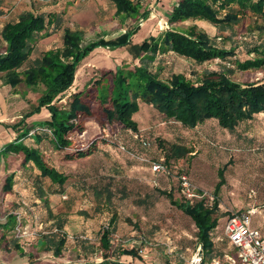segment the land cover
<instances>
[{
    "label": "rangeland",
    "instance_id": "rangeland-1",
    "mask_svg": "<svg viewBox=\"0 0 264 264\" xmlns=\"http://www.w3.org/2000/svg\"><path fill=\"white\" fill-rule=\"evenodd\" d=\"M172 1L145 0L150 10L149 18L154 17L149 21V26L147 23L145 27H139L134 34L136 37L133 35L132 38L141 42L149 34H154L156 29L158 32L167 30L170 24L166 17L174 5H171ZM59 2L60 0H0V28L7 22L17 20L23 12L47 13L55 10L64 12L71 29L82 30L84 41L94 40L106 33L118 34L122 25L135 26L134 20L137 24L135 17L123 20L122 17L112 15V8L107 0H84L83 4L78 3L76 6H61ZM116 21L120 22L118 27ZM249 22L245 18L243 23L225 33L228 38L230 36V44H226L227 41L220 43V46L225 44L227 48L231 45L239 47L237 55L240 60L252 58L247 50L258 42L264 45V34L260 35L257 29L261 21L248 25ZM192 25L204 28L210 35L214 32L211 26L198 23V20L176 23L172 28L185 32ZM60 36L61 32H56L47 38L48 41H39L32 58H37L45 49L58 44ZM104 37L106 39L107 36ZM3 46L0 40V52ZM98 50L91 58L94 59L92 62L105 66L103 71L92 69L86 72V68L82 66L74 77L72 88L81 87L89 100L92 116L80 120L85 131L72 136V139L75 148H85L95 140L101 149L89 158L59 163L60 169L65 171L68 178L65 192L52 196L51 200L47 197L46 204L36 197L25 200V205L21 202L14 203L9 208L0 203L1 249L11 254L14 261L28 256L31 260L29 264H182V260L190 258L195 251L197 230L192 221L159 192L170 191L180 201L176 174L186 172L196 192L202 195L207 206H211L214 186L219 180L218 169L224 170V185L218 195L217 236L223 232L225 220L231 213L243 212L251 207L256 210L252 216V225L264 231V114H257L250 122L240 124L234 134L220 128L215 120H208L197 128L188 130L164 119L152 107L147 110L142 108L140 117L135 116L139 129L137 134L118 124H108L96 110L97 92L92 80L99 78L105 68H108L106 66L111 67L112 63L119 62L118 66L132 67L138 64V60L132 57L128 47ZM223 67L233 70L227 71L228 75L238 83L264 81V70L239 71L218 60L197 65L172 53L157 56L151 65L152 70L158 72L164 80L172 74L181 73L192 81L205 71H221ZM5 80V77L0 78V93L3 96L16 99L18 103L23 101L25 104L26 101L31 109L36 106L35 101H32L34 98L38 99L42 87L29 88L22 81L11 86L13 81L6 84ZM22 95L29 97H22L23 100ZM66 95L64 93L62 99L55 103L67 107L70 97L63 101ZM0 104L2 110L1 106L4 104ZM18 108L19 111L22 110ZM101 126L105 127V133ZM141 140L148 141L149 146L143 147ZM171 143L192 148L194 152L170 162L168 171L165 172L169 175L153 174L150 164L138 159L159 161L164 156L163 150ZM118 146H123L125 151H121ZM42 186L47 188L43 183ZM251 192L252 196L249 197ZM1 197L0 194V202ZM47 208L53 214L62 215L65 221V226L58 235L54 221L47 218ZM13 211L17 213H10ZM82 211L86 214L81 215ZM9 216H13L14 221L8 222ZM111 218L114 219L110 236L112 251L117 253L119 249L132 248L136 253L135 257L114 254L107 259L102 258L99 235L108 227ZM62 235L66 237L65 245L59 255H54L44 238L49 237L47 241L57 242ZM1 249L0 261H3L5 254ZM228 251L225 240L215 241L213 252L204 255L207 258H221L222 252ZM228 253L234 255V252Z\"/></svg>",
    "mask_w": 264,
    "mask_h": 264
},
{
    "label": "trees",
    "instance_id": "trees-1",
    "mask_svg": "<svg viewBox=\"0 0 264 264\" xmlns=\"http://www.w3.org/2000/svg\"><path fill=\"white\" fill-rule=\"evenodd\" d=\"M107 1L114 10V15L122 17L123 20L135 17L138 23V19L146 20L149 17L145 0ZM79 3L83 4L84 0H79ZM245 18L250 20L248 25L261 21L257 29L258 33L263 35L264 0H178L167 16L168 24L190 20L204 21L215 28V34L210 36L204 29L192 25L185 32L170 29L157 36H149L136 44L131 42V38L139 30L138 24L126 26L125 31L113 39L106 40L102 35L94 40L84 41L82 30L71 29L64 12L60 11L47 13L27 11L21 13L17 20L5 23L0 28V40L4 45L0 52V78L5 77L6 84H11L10 80L13 81L11 86L17 81H22L29 88L36 86L43 88L36 106L10 127L19 131L18 127H25V120L38 113L41 108H45L50 114V118L40 126L28 129L26 133L22 131L17 134L15 140L3 149L22 153L23 163L31 161L40 172L41 179H36L33 183L35 186L33 197L46 204L49 195L64 194L68 178L66 174L50 166L39 150L24 145L22 142L24 137H35L36 142L46 139L56 151L60 154L62 152L65 161L89 158L98 151V143L95 140L85 148L73 147L72 136L85 131V126L80 120L92 116L89 100L86 99L84 92L73 93L67 107L55 103L61 100V96L72 86L83 59L98 48L115 50L128 47L132 57L138 60V64L132 67L125 65L105 70L93 81L97 92L96 110L104 116L108 124H118L135 134L139 133L138 125L132 118L138 111L139 102L150 105L164 119L188 130L197 128L208 120H215L220 128L234 134L240 124L250 122L257 114H264V81L238 83L228 75L227 71L233 70L226 67L221 71H205L196 77L195 81L181 73L172 74L164 80L151 68L157 56L172 53L197 65L218 60L239 71H263L264 45L261 42L247 50L253 57L245 60L238 59L239 47L231 45L227 48L225 44L220 46L222 41L230 44V36L228 38L225 33L243 23ZM56 32H61V46L32 58L38 42ZM100 128L105 133V127ZM142 142L146 143V146ZM141 145L147 147L149 142L141 140ZM167 147L163 150L164 156L161 158L167 171L170 162L194 152L192 148L176 143L168 144ZM217 175L219 180L214 186L211 206H207L202 198L189 203L182 197L180 201L176 200L170 191L159 192L192 221L197 230L196 246H201L205 260L214 258H207L205 255L213 252L215 241L225 240L229 247L228 252H234L223 232L217 236L219 220L216 213L219 205L218 195L224 185V170L218 169ZM11 179L7 177L5 183L10 184ZM44 179H47V182H44ZM42 183L47 185V188L42 186ZM20 202L25 205L23 198L19 200ZM80 214L85 215L86 212L82 211ZM47 218L54 221L58 235L65 226L62 215L53 214L47 208ZM9 221H14V217L9 216ZM113 222L114 219L111 218L108 227L99 235L102 258L107 259L114 254L135 257L136 253L132 248L119 249L117 253L112 251L110 236ZM48 238H44V241L51 246L54 255H59L66 237L62 235L57 242L54 240L49 242ZM228 252H222V256Z\"/></svg>",
    "mask_w": 264,
    "mask_h": 264
},
{
    "label": "crops",
    "instance_id": "crops-1",
    "mask_svg": "<svg viewBox=\"0 0 264 264\" xmlns=\"http://www.w3.org/2000/svg\"><path fill=\"white\" fill-rule=\"evenodd\" d=\"M72 1H74V2H72ZM175 1L176 0H173L171 2V5H172V3H174V5H175L177 3ZM78 3H79V0H60V2H59V4H61V6L65 5V4H71V5L76 6ZM160 5H162V2L160 3ZM145 8L149 10V8L146 5H145ZM55 11L58 12V10H55ZM149 12H150V10H149ZM170 12H171V10H169V13ZM112 15H114V10H112ZM153 17L154 16H152L150 18L148 17L141 27H145L147 25V23H148L147 26H149V21ZM112 21H115V20L113 19ZM166 21H167V17H166ZM198 23H202V24L211 26L210 24H208L207 22H204V21H198ZM115 24L118 27L120 25V22L116 21ZM135 24H136V22H135ZM122 26L123 27L120 26L121 28H119L120 32H118V34H115V33H114L115 35L113 33L104 34L105 36H107L106 40L113 39V38L117 37L118 35H120L121 33H123L125 31L126 26H124V25H122ZM79 27L82 28V26H79ZM199 28H201V27H199ZM212 28L214 29V32L211 35L204 28H202V29H204L210 36H213L215 34V28L214 27H212ZM170 29H173L171 24L167 30H170ZM165 31L166 30H163V32H165ZM163 32L162 31L158 32L156 29L155 33L149 34L148 37L149 36H157ZM109 34H113V35H109ZM134 36L136 37V35H134ZM50 37H47V38H50ZM47 38L42 39L40 41L41 42L48 41ZM134 39L135 38H131V41L133 44L140 42V40H136V39L134 40ZM60 46H61V41L58 44L53 45V46L45 49L44 51H47L51 48H57ZM98 49L94 50L88 57L83 59V61L79 65L77 71L82 66L86 68V70H85L86 72H88L92 69L95 71H97V70L101 71L102 68L105 67L104 65L102 66L99 63L92 62V61H94V59H92L91 56L95 51H99ZM118 65H119V62L116 64L112 63L111 67L106 66L108 68H105V70H113ZM77 71H76V73H77ZM96 79L97 78H93L92 81H94ZM88 80H86V83ZM5 91H7V90H5ZM79 91H81V87L80 88H72V86H71L65 92V93H67V95L65 97V100L63 99V101H66V99H68V97H70L73 93L79 92ZM0 97H1L0 102H3V104H4V106H1L2 110H0V194L2 196L0 203L3 207L9 208L14 203L18 204L19 200H21L22 198L24 200H28V201L30 200V198H34L33 197V194H34L33 191H34L35 186L33 185V183L36 179H41V177H40V172L36 169V167L34 166V164L31 161L23 163V157L24 156L22 153H13L10 151H4L3 149L7 144H9L15 140L17 134H19L22 131L26 133V132H28V129H31V128L36 127V126H40V124L42 122H44L45 120L50 118V114L45 108H41L40 113L33 114L25 120V127L24 126L18 127L19 131L14 130L13 128L10 127L11 125H13L15 123L13 121H19L21 119V117L26 112L30 111L31 110L30 104L28 102L26 103V101H25V104L23 101H21V103H18V102H16V99H12V98H9L7 96H3L1 93H0ZM22 97L24 99H26V97H29V96L25 97L24 95H22L21 98ZM30 99L32 100V98H30ZM35 99L36 98H34V100L32 102L35 101V103L37 104V100H35ZM64 103H66V102H64ZM18 107H20V109H22V110L19 111ZM148 107H151V106L147 105L145 103L139 102L138 103V111H137V113L133 114L132 118L135 119V116L140 117L141 109L143 108L144 110H147ZM7 123H9V124H7ZM35 140H36L35 137L26 136L22 139V142L27 147L39 150L40 154L43 155L45 161L50 166L56 168L57 170H59L60 172L65 174V171L63 169H60V167H59V163L68 162V161L63 160L62 152L60 154L58 151H56L55 148L52 147L51 143H48V141L46 139H42L39 142H36ZM100 149H101V147L98 145V150H100ZM7 177L12 178L10 184L5 183V179ZM44 182H47V180L44 179ZM55 195L56 194L49 195L48 199L51 200L52 196H55ZM10 213H12L13 215L16 214L15 211L10 212ZM1 247H2V245L0 246V249H1ZM2 252H4L5 255H3V257H2L3 261H0V264H17V263L18 264L19 263L20 264H29V263H31V260L28 259V256H26L27 258L26 257H19V258L15 259V261H14V258H12V256H10L11 254L7 253V251H5V250H2Z\"/></svg>",
    "mask_w": 264,
    "mask_h": 264
},
{
    "label": "built area",
    "instance_id": "built-area-1",
    "mask_svg": "<svg viewBox=\"0 0 264 264\" xmlns=\"http://www.w3.org/2000/svg\"><path fill=\"white\" fill-rule=\"evenodd\" d=\"M143 23V18L138 19L137 24L139 27ZM164 24L166 23L164 22ZM142 144L146 146V143L142 142ZM119 149L125 151L123 146H119ZM131 156L134 157L135 155L131 154ZM138 159L148 162L153 174L165 173L167 171L166 165L162 162L163 159L161 158L159 161L147 160L145 158ZM176 179L179 183L180 195L185 201L193 203L202 198V195L196 192L186 172L176 174ZM252 193H250L249 197L252 196ZM255 212L254 207H251L243 212L231 213L225 220L223 235L233 248L234 255L225 253L222 258L205 260L201 246L197 245L190 258L182 260V264H264V231L262 228L252 225V216Z\"/></svg>",
    "mask_w": 264,
    "mask_h": 264
}]
</instances>
